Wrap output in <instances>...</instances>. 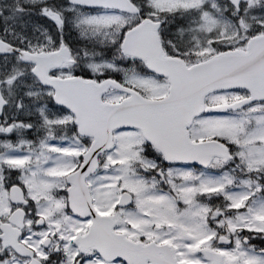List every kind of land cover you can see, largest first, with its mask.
Returning <instances> with one entry per match:
<instances>
[{"label": "snow or ice", "instance_id": "snow-or-ice-1", "mask_svg": "<svg viewBox=\"0 0 264 264\" xmlns=\"http://www.w3.org/2000/svg\"><path fill=\"white\" fill-rule=\"evenodd\" d=\"M0 264H264V0H0Z\"/></svg>", "mask_w": 264, "mask_h": 264}]
</instances>
